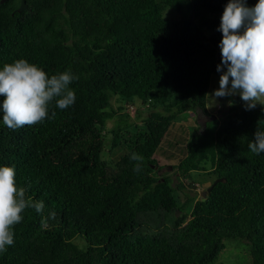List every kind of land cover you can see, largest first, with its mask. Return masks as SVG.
I'll use <instances>...</instances> for the list:
<instances>
[{"label":"trees","instance_id":"16d2710c","mask_svg":"<svg viewBox=\"0 0 264 264\" xmlns=\"http://www.w3.org/2000/svg\"><path fill=\"white\" fill-rule=\"evenodd\" d=\"M229 2L0 0V70L24 59L49 78L76 77L74 104L60 109L54 99L37 124L9 129L0 111V167L14 168L26 198L45 205L21 213L0 264H213L234 239L251 264H264V153L248 148L264 130V103L246 109L226 96L220 118L206 109L210 78L223 74L218 29ZM113 98L140 103L139 126ZM188 112L205 121L173 176L159 175L154 155ZM115 150L112 167L103 154ZM193 172L212 187L204 201L180 180Z\"/></svg>","mask_w":264,"mask_h":264},{"label":"clouds","instance_id":"9594fccd","mask_svg":"<svg viewBox=\"0 0 264 264\" xmlns=\"http://www.w3.org/2000/svg\"><path fill=\"white\" fill-rule=\"evenodd\" d=\"M218 31H222L223 39L220 44L222 62L217 71L223 74L214 96L238 93L246 102V109H253L257 105L255 101L264 97V0H259L252 8L246 5V0H231L225 7ZM74 79L70 71L49 78L43 69L24 59L5 64L0 70V96L5 97L0 109L3 123L9 129L37 124L48 116L49 104L54 99L60 109L73 105L76 93L69 85ZM248 148L257 155L264 153V130L256 131L255 140ZM130 159L137 161L134 171H139L142 157L132 153ZM26 192L25 187L17 185L14 168L0 167V253L13 245V226L21 222V213L26 208L43 212V200L26 198ZM49 218H55V212L41 221L42 228L47 227Z\"/></svg>","mask_w":264,"mask_h":264},{"label":"rangeland","instance_id":"374dc122","mask_svg":"<svg viewBox=\"0 0 264 264\" xmlns=\"http://www.w3.org/2000/svg\"><path fill=\"white\" fill-rule=\"evenodd\" d=\"M165 18L171 19H179L181 18L178 13H175L171 10H166L163 14ZM220 77L218 75H212L210 78V88L207 94L206 99V109L208 112L212 113L216 111V116L220 118L218 109L219 106L223 107L226 104V100L224 97H215L214 92L219 89V81ZM231 87V82L229 84V88ZM240 97L237 93L236 95H232V98ZM241 98V97H240ZM256 104H263L264 97L260 100L255 101ZM111 104L114 109L118 107L128 106L127 110L129 111V115L136 122V127L140 125L138 117H141L139 110L141 108L140 103L136 102L134 104L122 103L117 98H113L111 100ZM146 107V106H145ZM220 108V107H219ZM227 107H225L226 109ZM224 111V110H223ZM147 112L142 113V117H145ZM205 118L201 115L194 114L192 112H188L183 116V118L179 122H174L163 140L161 146L157 150L154 158L156 159L158 166L161 167L158 174L159 175H171L175 173L172 167H175L178 162L185 155V143L188 139L189 134L192 129L199 128V126L203 125ZM111 126V124H109ZM109 126V127H110ZM136 127L131 129V132L135 131ZM108 147L105 148V150ZM122 151L115 150L113 152H105L103 154V158L109 163L110 166L113 167L114 163L117 161V158L120 157ZM191 177L193 181H189L188 178L184 177L180 180L185 184V192L188 195H193L195 192L200 193L206 191V189L210 186L209 180L204 181V175L201 172H193L191 173ZM173 178V182L176 183L175 177ZM180 213H178V216ZM79 242V241H78ZM213 264H251V259L249 256V251L247 244L239 239L234 240H224V249L220 253L218 259Z\"/></svg>","mask_w":264,"mask_h":264},{"label":"water","instance_id":"95a60500","mask_svg":"<svg viewBox=\"0 0 264 264\" xmlns=\"http://www.w3.org/2000/svg\"><path fill=\"white\" fill-rule=\"evenodd\" d=\"M2 2H4V0H2ZM25 9H26V5H25V3L22 1L21 4H20V6H19V8L17 9V12H22V11L25 10ZM218 181H220V180L215 181L214 184H216ZM211 188H212V187H208V188L206 189V191L200 193V197H201L202 201L205 200V198H206L207 194L210 192Z\"/></svg>","mask_w":264,"mask_h":264},{"label":"crops","instance_id":"0c3cea01","mask_svg":"<svg viewBox=\"0 0 264 264\" xmlns=\"http://www.w3.org/2000/svg\"><path fill=\"white\" fill-rule=\"evenodd\" d=\"M209 113H210V112H209ZM210 114H211V115H215V114H216V111H214V112H212V113H210ZM203 178H204V181L208 180L207 177H205V176H204Z\"/></svg>","mask_w":264,"mask_h":264}]
</instances>
